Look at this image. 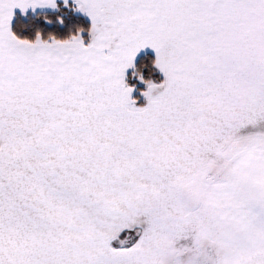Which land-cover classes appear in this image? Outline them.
I'll return each mask as SVG.
<instances>
[{
	"label": "snow or ice",
	"instance_id": "6c2138e0",
	"mask_svg": "<svg viewBox=\"0 0 264 264\" xmlns=\"http://www.w3.org/2000/svg\"><path fill=\"white\" fill-rule=\"evenodd\" d=\"M0 264H264V0H0Z\"/></svg>",
	"mask_w": 264,
	"mask_h": 264
}]
</instances>
